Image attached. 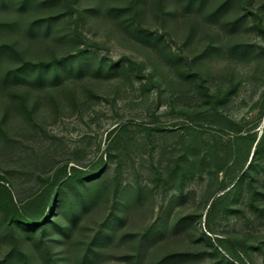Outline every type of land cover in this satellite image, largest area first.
<instances>
[{
  "label": "rangeland",
  "instance_id": "rangeland-1",
  "mask_svg": "<svg viewBox=\"0 0 264 264\" xmlns=\"http://www.w3.org/2000/svg\"><path fill=\"white\" fill-rule=\"evenodd\" d=\"M0 264H264V0H0Z\"/></svg>",
  "mask_w": 264,
  "mask_h": 264
},
{
  "label": "trees",
  "instance_id": "trees-1",
  "mask_svg": "<svg viewBox=\"0 0 264 264\" xmlns=\"http://www.w3.org/2000/svg\"><path fill=\"white\" fill-rule=\"evenodd\" d=\"M22 72V69L21 68H15L12 72H11V74L13 73H15V74H18V73H21ZM115 128V127H114ZM114 128L112 129V130H114ZM108 134L110 135L111 134V130L108 132ZM241 178V176H239V177H237L236 178V181H235V183H237L238 181H239V179ZM232 184V186L231 187H236V184ZM224 190V191H223ZM227 191H228V189H225V188H223L222 189V192L220 193V194H218L217 195V197L218 198H222V197H224L225 195H227Z\"/></svg>",
  "mask_w": 264,
  "mask_h": 264
}]
</instances>
